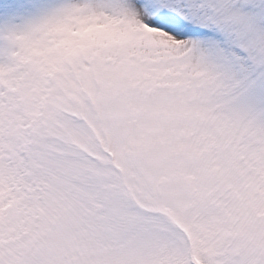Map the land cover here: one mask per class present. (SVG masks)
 I'll use <instances>...</instances> for the list:
<instances>
[{"label": "snow or ice", "instance_id": "obj_1", "mask_svg": "<svg viewBox=\"0 0 264 264\" xmlns=\"http://www.w3.org/2000/svg\"><path fill=\"white\" fill-rule=\"evenodd\" d=\"M0 264H264V0H0Z\"/></svg>", "mask_w": 264, "mask_h": 264}]
</instances>
